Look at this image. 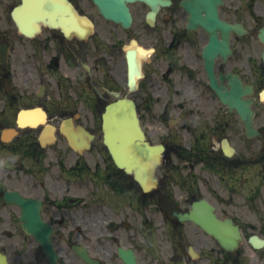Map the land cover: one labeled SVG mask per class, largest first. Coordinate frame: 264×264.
Returning <instances> with one entry per match:
<instances>
[{
	"label": "flooded vegetation",
	"instance_id": "obj_1",
	"mask_svg": "<svg viewBox=\"0 0 264 264\" xmlns=\"http://www.w3.org/2000/svg\"><path fill=\"white\" fill-rule=\"evenodd\" d=\"M68 1L93 24L82 37L57 18V27L22 30L13 11L23 0H0V136L17 131L0 139V254L8 264H239L245 256L264 264V204L253 203L264 189V0H211L219 20L238 29L210 31L189 27L183 0L128 2L127 28L93 0ZM237 96L249 101L254 136ZM125 97L147 141L163 148L158 187L146 194L99 138L103 107ZM20 113L45 116L55 141L42 146L43 125L18 128ZM62 125L94 134L90 149L73 151ZM12 191L36 203H6ZM189 216L236 226L241 246L222 249ZM23 224L38 227L39 239Z\"/></svg>",
	"mask_w": 264,
	"mask_h": 264
},
{
	"label": "water",
	"instance_id": "obj_2",
	"mask_svg": "<svg viewBox=\"0 0 264 264\" xmlns=\"http://www.w3.org/2000/svg\"><path fill=\"white\" fill-rule=\"evenodd\" d=\"M94 1L104 17L121 22L125 26L128 25L130 17L121 0L113 3L109 0ZM25 4L28 13L34 16L39 13L52 14L57 10L61 13L72 11L62 0H26ZM194 21L196 22V17ZM208 21L217 23L216 18L208 19ZM102 133L104 144L116 166L127 174L132 173L144 191L151 188L155 183L153 170L160 162V157L156 149L144 141L130 101L119 100L106 107L102 115ZM215 236L225 248H231L239 241L237 233L228 235L219 232ZM0 264H5L1 257Z\"/></svg>",
	"mask_w": 264,
	"mask_h": 264
},
{
	"label": "rangeland",
	"instance_id": "obj_3",
	"mask_svg": "<svg viewBox=\"0 0 264 264\" xmlns=\"http://www.w3.org/2000/svg\"><path fill=\"white\" fill-rule=\"evenodd\" d=\"M88 155L94 158L97 157V149L91 150L88 153ZM251 187H253V182L251 183ZM261 192L262 194H260L259 197L253 201V203H263L264 204V189ZM248 203H252V201ZM243 259H244L243 264H261L259 260L252 258V257L245 256Z\"/></svg>",
	"mask_w": 264,
	"mask_h": 264
}]
</instances>
